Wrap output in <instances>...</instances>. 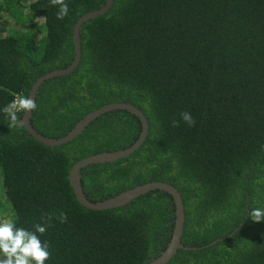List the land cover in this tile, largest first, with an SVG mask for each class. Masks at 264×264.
Here are the masks:
<instances>
[{"label":"trees","instance_id":"16d2710c","mask_svg":"<svg viewBox=\"0 0 264 264\" xmlns=\"http://www.w3.org/2000/svg\"><path fill=\"white\" fill-rule=\"evenodd\" d=\"M105 2L66 0L69 14L58 19L51 0H0V203L5 197L12 222L33 231L53 216L38 234L52 253L45 264H147L173 234L176 207L167 191L95 210L70 183L80 159L136 141L142 125L135 114L106 112L68 143L48 146L23 124L9 127L3 111L28 97L40 75L73 62L77 19ZM81 39L77 68L39 88L34 127L61 137L118 101L141 108L150 124L133 154L82 170L88 198L172 183L184 198L182 241L190 248L167 264H264V221L249 215L264 209V0H115L82 25ZM60 212L67 222L55 218Z\"/></svg>","mask_w":264,"mask_h":264},{"label":"water","instance_id":"95a60500","mask_svg":"<svg viewBox=\"0 0 264 264\" xmlns=\"http://www.w3.org/2000/svg\"><path fill=\"white\" fill-rule=\"evenodd\" d=\"M114 1L115 0H106L105 4L102 7L91 11H87L83 15L79 16L73 28V39L75 45V57L73 62L67 67L54 69L40 75L37 78V80L34 82L28 97L36 100V96L39 91V88L41 87L44 81L59 76H65L67 74H70L77 68V66L79 65L82 59V39H81L82 25L87 20L96 18L108 12L110 8L113 6ZM118 109L128 110L133 114H135L140 119L142 129L139 137L132 145L126 148L112 150V151H102L80 159L70 169V174H69L70 183L74 189V193L77 199L79 200V202L82 205L95 210H105V209H112V208L124 206L130 203L131 201H133L134 199L138 198L139 196L156 189L169 192L174 199L175 207H176L173 234L165 250L158 257L154 258L152 261L147 263V264H167L172 260V258L176 255L179 249L190 248L189 246H186L182 241L184 228H185V221H186V212H185V204L182 193L175 185L165 181H150L139 184L125 191H122L119 194H116L112 197L99 201H93L90 198H88L83 186L82 170L85 167L91 164L113 162L122 159L124 157L133 154L144 144L149 134L150 124L146 114L141 108L132 104L131 102H125V101L111 102L105 104L86 114L80 121L76 123V125L66 135L61 137H50L39 132L32 123L33 112H29L26 115L23 114V117L21 118V122L26 128V132L32 134L40 142L48 146H59L68 143L69 141L79 136L92 121L97 119L102 114ZM193 248H197V247H193Z\"/></svg>","mask_w":264,"mask_h":264},{"label":"clouds","instance_id":"9594fccd","mask_svg":"<svg viewBox=\"0 0 264 264\" xmlns=\"http://www.w3.org/2000/svg\"><path fill=\"white\" fill-rule=\"evenodd\" d=\"M52 5H58L59 11L57 18L63 19L69 14V6L66 0H51ZM37 103L35 99L24 96H17L3 111L10 119L9 127H15L17 124H23L18 119L17 112H23L25 115L35 111ZM181 119L190 127L195 126V119L189 112H182ZM179 121H173V126H178ZM254 222L264 221V209L255 208L249 213ZM61 223L67 222V214L60 212L55 217ZM44 223L34 225V231L24 227H17L14 222L4 220L0 222V264H45L51 258L50 245L43 241L40 235L47 232L53 219L52 215L42 218ZM40 234V235H38Z\"/></svg>","mask_w":264,"mask_h":264},{"label":"rangeland","instance_id":"374dc122","mask_svg":"<svg viewBox=\"0 0 264 264\" xmlns=\"http://www.w3.org/2000/svg\"><path fill=\"white\" fill-rule=\"evenodd\" d=\"M27 15L30 16V15H33V13L29 11ZM14 25H15L14 22L10 19L11 31L15 28ZM23 27H26V23H22L19 25V28H23ZM8 29H9V22L7 21L4 23V30L8 31ZM0 195H3L1 184H0ZM4 220H8L12 222L11 209H10L8 201L5 200V197L1 199V203H0V221H4Z\"/></svg>","mask_w":264,"mask_h":264}]
</instances>
